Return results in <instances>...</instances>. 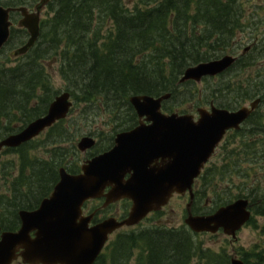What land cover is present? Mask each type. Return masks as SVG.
<instances>
[{
    "label": "trees",
    "instance_id": "trees-1",
    "mask_svg": "<svg viewBox=\"0 0 264 264\" xmlns=\"http://www.w3.org/2000/svg\"><path fill=\"white\" fill-rule=\"evenodd\" d=\"M36 1L0 0V4L21 6ZM48 9L41 37L27 54L14 57L15 49L28 38L27 30L15 27L0 53V139L47 112L59 93L46 65L50 61L59 64L66 90L72 93V111L81 106L83 119H88L91 112L104 111L113 116L114 123L106 131L89 133L102 138L94 152L86 156L74 142L79 137V128L73 127L76 118L59 121L46 133L43 146L50 149L49 158L34 153V141L8 151L19 155L18 171L11 174L8 185L12 199H6L5 192V199L0 200V215L8 213L17 221L19 209L36 207L52 191L65 161L70 172L78 173L84 159L109 149L118 131L137 123V114L129 102L132 95L171 93L163 104L167 112H186L183 107L189 101L199 106L214 102L228 109L259 96L264 102V72L247 81L235 82L231 77L236 69L245 70L254 64L252 51L215 77L222 80L208 90L202 102L198 100L199 92L191 86L195 82L180 83L189 66L219 58L231 50L234 36L243 25L242 0H137L133 8L124 0H52ZM12 62L16 64L10 65ZM262 107L241 130L225 138L214 161L196 182L193 206L196 214L201 213L205 209L200 204L213 197L210 213L238 198L250 200L253 214L248 225L256 224L261 240L248 250L236 249L245 264H264ZM67 142L70 146L64 145ZM17 198L20 199L16 201ZM258 217L263 218L262 223L256 220ZM197 236L185 225L160 224L119 233L96 264H230L229 253L203 247Z\"/></svg>",
    "mask_w": 264,
    "mask_h": 264
},
{
    "label": "water",
    "instance_id": "water-1",
    "mask_svg": "<svg viewBox=\"0 0 264 264\" xmlns=\"http://www.w3.org/2000/svg\"><path fill=\"white\" fill-rule=\"evenodd\" d=\"M48 1L41 0L32 12L26 6L0 5V51L11 36V13L14 11L22 13L18 25L29 32L27 42L15 54H25L35 45L41 34V10ZM235 61L236 57L225 55L192 65L185 70L180 82H200L205 76L222 73ZM170 96L169 93L159 97L131 96L130 102L139 118H145L148 123L142 121L137 127L119 133L114 147L86 160L81 166L82 172L74 174L61 167L60 179L52 194L38 209L20 210L21 228L2 235L0 264H12L19 255L30 264H94L110 234L124 226L139 224L150 212L167 205L175 193L184 195L187 191L190 202L185 222L192 231L216 233L222 228L235 238L251 218L249 200L241 198L213 214L194 215L193 185L227 131L239 129L260 100L237 110L213 104L210 109L200 107L197 110L199 118L195 120L192 114L163 112V101ZM72 105L70 92H62L45 115L0 141V149L18 147L34 139L65 119ZM95 143L93 137L84 136L78 147L86 151ZM127 174H130L128 179L125 178ZM102 197L106 198L104 206L130 199L133 204L128 216L123 220L109 217L90 226L94 214L85 216L83 206L90 199ZM231 264L245 262L233 257Z\"/></svg>",
    "mask_w": 264,
    "mask_h": 264
},
{
    "label": "rangeland",
    "instance_id": "rangeland-1",
    "mask_svg": "<svg viewBox=\"0 0 264 264\" xmlns=\"http://www.w3.org/2000/svg\"><path fill=\"white\" fill-rule=\"evenodd\" d=\"M125 3L129 8H133L134 4L137 2V0H124ZM243 5H245V16L250 14L251 20L250 23L245 26V29L241 31V29L238 30V32L234 36L233 40V47L228 53H237L238 55H241L244 48L251 44L249 42L248 34L251 33V39L255 43H257V39H259L262 33H264V0H242ZM260 4V5H259ZM257 6L256 9L254 7ZM248 11V12H247ZM48 10L46 9L43 12V18L47 17ZM52 15V14H51ZM256 39V40H254ZM259 46V45H258ZM260 48V49H259ZM263 48V49H262ZM11 50H8L10 52ZM12 52V51H11ZM252 57L255 58V62L253 65L249 66L245 70L233 71L231 73V77L233 81H247L246 79H256L259 77L257 75L258 73L261 74L264 72V44L262 46L257 47L256 49L252 50ZM16 62H12L10 65H14ZM48 67V71L52 77L53 80V87L54 89L58 91L66 90V82L62 79L60 76L58 69L59 64L56 62H48L46 63ZM230 76V75H229ZM222 80L221 78H215L211 80H205L202 83H194L191 85L194 87L200 95V100H205L207 97L206 93H208V90L217 87L219 84L218 82ZM256 81L255 83H257ZM248 84V83H247ZM254 85V84H253ZM251 89V88H250ZM251 100H246L241 105H249ZM203 104V103H200ZM186 107H183L186 110H190L193 107L199 106L195 101H189L186 102ZM203 106H206L203 104ZM264 109V105L262 107ZM82 108L81 106H78L74 109V111L71 112L69 115V119H75L74 122V129L79 128L76 135H78V139L75 137L74 142L77 144L78 140L81 137L89 135L90 132H95L98 129L102 131H106L109 129V126H111L114 122L113 116L108 115L107 112H100L95 113L91 112L88 119L82 118L81 116ZM93 115V117H92ZM74 131V130H73ZM46 134V133H45ZM42 134L35 143L32 144V148L34 153L37 154V156L41 158H49L50 157V149L47 145L43 146L45 143V139L47 138V135ZM65 146H70V144L65 143ZM234 145V144H233ZM49 146H53L50 144ZM84 155V154H82ZM217 155V154H216ZM18 154L13 152H5L4 150L0 151V199H5V192H6V199H12L9 196L8 191V185L10 179L13 177L12 175L17 174V160H18ZM215 159V158H214ZM214 161V160H213ZM68 161H65V165H67ZM13 163V166L11 165ZM12 174V175H11ZM236 181V180H235ZM38 197V195H37ZM20 198H17L16 201H18ZM188 202V196L185 197H179L175 196L170 203L163 208V213L156 217V216H150L142 225L141 227H147L151 225H155V223L160 225H165L169 227H181L183 224H185V218L187 217L186 213V205ZM10 207L12 210L15 209V207L12 205L11 202ZM202 207H206L208 210H210L214 206L213 197L206 198L201 204ZM122 203H118L117 205L110 208L107 212L109 215H115L119 216L121 213V210L118 208H122ZM87 210L89 208H86ZM116 210V211H115ZM258 220L260 223L263 222V218L258 217ZM139 226V227H140ZM256 224L246 225L244 226L237 234V238L233 239L231 237L226 236L224 233L219 232L217 234H202L198 235L196 237V240L205 248H209L212 250H225L229 255H237L236 249L243 248V249H250L253 247L257 242L261 240V233L258 228L255 227ZM138 228V227H136ZM130 228H123L122 231H132L129 230ZM225 247V248H223Z\"/></svg>",
    "mask_w": 264,
    "mask_h": 264
},
{
    "label": "flooded vegetation",
    "instance_id": "flooded-vegetation-1",
    "mask_svg": "<svg viewBox=\"0 0 264 264\" xmlns=\"http://www.w3.org/2000/svg\"><path fill=\"white\" fill-rule=\"evenodd\" d=\"M246 24H247V22H246ZM251 36H252V34L249 33L248 34V37H249L248 40H249V42H251V44L245 50H250L251 51L252 50V47L254 45H261L262 46L264 44V33H262L260 35L261 37L259 39H257V43H255L254 41H252ZM254 40H256V39H254ZM250 51L248 53H250ZM138 122H140V120H138ZM126 177L128 178L129 177V174ZM179 197H181V196H179ZM183 197H185V196H183ZM100 202H103V200H101ZM117 203H122V205H123L122 208H118L119 210H121V213H120L119 216H121L122 214H125L127 212L125 215L121 216V217H125L128 214V212L130 210V207L132 205L131 201L124 199V200L118 201ZM113 205H111V206H109L107 208H103L102 207V204L99 207H97L95 205L96 206L95 207V206H93V204L89 203V204H86L85 205V211H86V208H89L88 209L89 212L88 211L86 212L87 214L96 212L95 218L93 219V222H92L93 224H95V223L98 222L97 220L99 219V216H100L99 213L102 212V211H104V210H106V209H108V208H112ZM201 214H207V211H203V212H201ZM11 217H13V216L10 215V214H8V213H3V214L0 215V239H1V236H2V234L4 232H6V231H17L20 228L21 222H20L19 215L17 216L18 217V221L14 220V219H11ZM100 217H102V216H100ZM13 264H25V263L22 261V259L20 257H18L14 261Z\"/></svg>",
    "mask_w": 264,
    "mask_h": 264
}]
</instances>
